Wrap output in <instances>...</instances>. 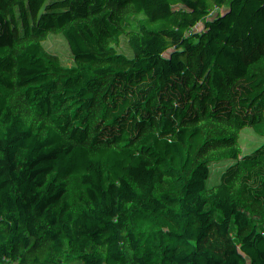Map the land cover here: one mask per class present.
I'll return each instance as SVG.
<instances>
[{
    "label": "trees",
    "instance_id": "trees-1",
    "mask_svg": "<svg viewBox=\"0 0 264 264\" xmlns=\"http://www.w3.org/2000/svg\"><path fill=\"white\" fill-rule=\"evenodd\" d=\"M122 1L0 0V264H264V106L199 108L224 50L215 0L135 18Z\"/></svg>",
    "mask_w": 264,
    "mask_h": 264
},
{
    "label": "built area",
    "instance_id": "built-area-1",
    "mask_svg": "<svg viewBox=\"0 0 264 264\" xmlns=\"http://www.w3.org/2000/svg\"><path fill=\"white\" fill-rule=\"evenodd\" d=\"M209 1L189 0L195 6H204ZM103 5L104 15H109L112 2ZM158 5L162 6L163 2L159 1ZM212 15L215 29L223 34L224 50L218 53L209 70L207 86L199 96V108H208L213 98L237 90L242 80L249 83L256 99L264 100V78L240 76L230 68V65L240 64L253 70H264V56L259 48L264 43V0H215ZM97 61L106 64L102 56Z\"/></svg>",
    "mask_w": 264,
    "mask_h": 264
},
{
    "label": "rangeland",
    "instance_id": "rangeland-1",
    "mask_svg": "<svg viewBox=\"0 0 264 264\" xmlns=\"http://www.w3.org/2000/svg\"><path fill=\"white\" fill-rule=\"evenodd\" d=\"M142 2H146L147 4H142ZM152 3L155 4V0H131L127 3V6H131L135 9V11L144 8H148L149 11H152ZM139 14H135L132 18H135ZM62 27V23L59 22L57 19H52L50 21L46 29L47 35L49 37L48 41L50 42V44L57 45L60 42V35H58L57 33L62 29ZM65 46L69 48L70 42H66ZM99 53L100 55H104L106 59V64H102L104 66V70L108 69L116 80L120 79L123 75L124 70L123 67L119 64L115 53L112 51V49H110L109 45L101 44ZM5 179L8 183L15 184L17 187H19L21 194L24 197H32V191L30 189L29 181L27 179L26 174L21 168L9 167L5 173ZM78 182L84 185H88L86 172L84 170L81 171ZM201 264H213V262L211 260L206 259Z\"/></svg>",
    "mask_w": 264,
    "mask_h": 264
},
{
    "label": "crops",
    "instance_id": "crops-1",
    "mask_svg": "<svg viewBox=\"0 0 264 264\" xmlns=\"http://www.w3.org/2000/svg\"><path fill=\"white\" fill-rule=\"evenodd\" d=\"M129 1L131 0L119 2V8L133 9L135 14L149 11L148 8L135 11L131 6H127ZM144 3L147 4L146 2H142V4ZM151 6L154 7V3ZM260 106H264V100L256 99L249 83L246 80H242L237 90L226 91L220 97L213 98L210 101L208 113L211 118H214L221 116L231 109H254Z\"/></svg>",
    "mask_w": 264,
    "mask_h": 264
}]
</instances>
